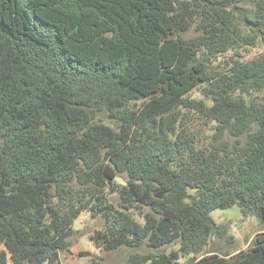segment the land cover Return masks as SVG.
<instances>
[{
	"label": "trees",
	"instance_id": "obj_1",
	"mask_svg": "<svg viewBox=\"0 0 264 264\" xmlns=\"http://www.w3.org/2000/svg\"><path fill=\"white\" fill-rule=\"evenodd\" d=\"M258 44L264 0H0V264H64L83 212L93 264H264L210 247L264 223V54L212 66Z\"/></svg>",
	"mask_w": 264,
	"mask_h": 264
},
{
	"label": "rangeland",
	"instance_id": "obj_2",
	"mask_svg": "<svg viewBox=\"0 0 264 264\" xmlns=\"http://www.w3.org/2000/svg\"><path fill=\"white\" fill-rule=\"evenodd\" d=\"M249 32V31H245ZM195 32H189L184 37L189 39L195 36ZM239 54L236 55L234 52L226 53L220 56L218 59L213 61L212 66L214 68L225 66L226 62L230 61L231 56H235L237 59L242 61L252 60L262 54H264V45L258 44L253 47H245L239 50ZM206 134L211 133L210 126L204 129ZM117 178L124 179V176H119ZM214 221L224 230L221 235L216 234L212 238L211 249L217 251L221 254L231 253V255L238 254L241 251L247 250L253 243L257 234L264 231V223L257 216L244 217L241 210L238 207H233L230 209H217L211 214ZM136 219L143 223V219L135 214ZM104 221L101 217L93 218L89 212H83L81 216L74 222L73 229L80 232V237L78 243L85 252L84 255L87 256L79 261V257L75 256V262L78 264H93L92 257L97 259L108 258L110 256L105 252V250L99 246L91 238V234L96 229L103 228ZM76 243V245L78 244ZM76 245L74 247H76ZM173 246H169L166 249L171 250ZM147 248H143L145 250ZM124 253L118 252L113 254L115 261L113 264L121 263ZM70 257V256H69ZM112 257V256H111ZM79 258V259H78ZM121 264H124L123 262Z\"/></svg>",
	"mask_w": 264,
	"mask_h": 264
},
{
	"label": "crops",
	"instance_id": "obj_3",
	"mask_svg": "<svg viewBox=\"0 0 264 264\" xmlns=\"http://www.w3.org/2000/svg\"><path fill=\"white\" fill-rule=\"evenodd\" d=\"M3 249V246L2 245H0V251ZM83 248L82 247H80V245H79V243L76 245V247H74L73 249H72V255H70V257L68 256V257H65V256H63V263L64 264H78V262H80V260L82 259V258H85V257H87V256H85L84 255V253L83 252H85V254H86V252L87 251H84V250H82ZM75 256H78L79 258V261L78 262H75V261H77L76 260V258H75Z\"/></svg>",
	"mask_w": 264,
	"mask_h": 264
},
{
	"label": "water",
	"instance_id": "obj_4",
	"mask_svg": "<svg viewBox=\"0 0 264 264\" xmlns=\"http://www.w3.org/2000/svg\"><path fill=\"white\" fill-rule=\"evenodd\" d=\"M116 180L122 186H127L128 185L127 182L124 179H122V178H116ZM196 261H197V258L193 257L187 262V264H193Z\"/></svg>",
	"mask_w": 264,
	"mask_h": 264
}]
</instances>
